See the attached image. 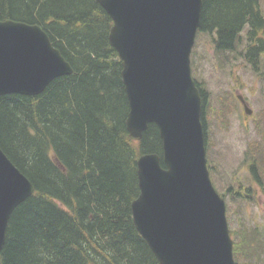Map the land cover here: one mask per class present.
<instances>
[{"label": "trees", "instance_id": "16d2710c", "mask_svg": "<svg viewBox=\"0 0 264 264\" xmlns=\"http://www.w3.org/2000/svg\"><path fill=\"white\" fill-rule=\"evenodd\" d=\"M6 19L42 27L73 72L37 96L0 97V148L35 189L10 216L0 264H160L134 225L131 203L139 195L137 158L161 155L162 142L154 124L140 141L128 137L111 18L98 0H0ZM198 34L212 36L217 54L235 52L244 39L254 66L264 52L259 0H202ZM195 83L206 129L208 95ZM252 233L247 243L264 246V232ZM230 235L235 264H260L252 246L240 263Z\"/></svg>", "mask_w": 264, "mask_h": 264}, {"label": "water", "instance_id": "95a60500", "mask_svg": "<svg viewBox=\"0 0 264 264\" xmlns=\"http://www.w3.org/2000/svg\"><path fill=\"white\" fill-rule=\"evenodd\" d=\"M122 63L131 141L154 124L161 155L136 161L134 225L160 264H235L224 198L206 158L203 106L190 66L202 0H98ZM73 69L37 24L0 20V97L37 96ZM243 104L244 112L251 109ZM163 165V166H162ZM35 189L0 148V252L13 211Z\"/></svg>", "mask_w": 264, "mask_h": 264}, {"label": "rangeland", "instance_id": "374dc122", "mask_svg": "<svg viewBox=\"0 0 264 264\" xmlns=\"http://www.w3.org/2000/svg\"><path fill=\"white\" fill-rule=\"evenodd\" d=\"M259 2L264 14V0ZM242 40L235 52L217 54L212 36L198 34L190 57L192 75L208 95L204 120L210 177L225 199L240 263L245 261L242 249L253 244L247 243L253 229L264 231V52L253 66L244 57ZM238 96L251 115L244 113ZM251 248L264 264V246Z\"/></svg>", "mask_w": 264, "mask_h": 264}, {"label": "flooded vegetation", "instance_id": "af4514ba", "mask_svg": "<svg viewBox=\"0 0 264 264\" xmlns=\"http://www.w3.org/2000/svg\"><path fill=\"white\" fill-rule=\"evenodd\" d=\"M244 57H245V55H244ZM244 102H245V104H247L245 100H244ZM250 170H251V171L254 170V169H253V166H250ZM227 191H230V190L228 189ZM260 232H262V230H260ZM263 232H264V231H263Z\"/></svg>", "mask_w": 264, "mask_h": 264}]
</instances>
